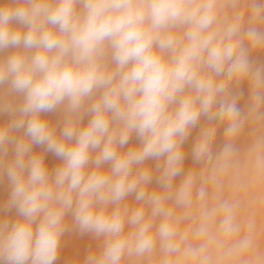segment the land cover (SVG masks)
<instances>
[{
  "label": "clouds",
  "instance_id": "1",
  "mask_svg": "<svg viewBox=\"0 0 264 264\" xmlns=\"http://www.w3.org/2000/svg\"><path fill=\"white\" fill-rule=\"evenodd\" d=\"M9 48L0 214L16 218L0 215V264H55L67 217L101 240L76 264H264V66L251 60L264 51V0H10ZM60 106L57 132L42 114ZM45 153L61 164L49 171Z\"/></svg>",
  "mask_w": 264,
  "mask_h": 264
},
{
  "label": "bare ground",
  "instance_id": "2",
  "mask_svg": "<svg viewBox=\"0 0 264 264\" xmlns=\"http://www.w3.org/2000/svg\"><path fill=\"white\" fill-rule=\"evenodd\" d=\"M9 2L10 0H0V4H8ZM13 27H19V25H16L14 23ZM14 51H16V49L9 48V49H6L3 53H0V55L6 57L12 54ZM251 60L257 66H264V51H260V50L254 51L251 54ZM240 90L242 91L243 95L239 101V106L241 108H244L247 102L248 94H249V87H248L247 82L241 85ZM42 116L43 118L47 119L50 124L56 126L57 132L60 131V128L62 127L63 120H64L63 106L58 107L53 112L44 113L42 114ZM89 119H90V115L85 116L83 120V124L86 125ZM9 120H10V116L7 113L0 114V124H7ZM200 123L201 124L204 123L203 118ZM199 127L200 125H198L196 129L192 130L190 137L184 144V150L186 153V158L184 162L193 160L192 155H191V150H192V146L195 141V138L198 134ZM245 133H246L247 141L249 143L250 136L248 135L247 130L245 131ZM19 134L21 133H17V135ZM222 140H223V126H221L220 130L218 131L216 140L213 145L214 150H218L221 147ZM136 143H137L136 138L133 135L132 139L129 142V146H132ZM246 146L244 148H246ZM43 151L44 149L42 146H33V152L41 153ZM12 156H13V153H12V150L10 149L6 159L10 160L12 159ZM45 162L47 164L49 171L54 170L56 167H58L61 164V160L52 153H45ZM147 164L153 168L155 167V161H148ZM107 167L108 165H105V168ZM184 169H186L185 166H184ZM179 179L180 178L177 177V181H176L177 183L179 182ZM150 187H153V188L157 187V185L155 184V181H153V184ZM9 195H10V185L7 180V177L5 176L4 178L0 179V206H3L7 203L9 199ZM128 202L130 204H133V199L129 197ZM256 207L257 206L253 204L250 206L248 210L251 211L255 209ZM0 215H3L13 220L16 218L15 210H12L10 212H5ZM66 219L68 220L70 227H69V231H67L61 239L60 251L58 254V258L55 261V264H76L77 261H82L89 251L96 250L101 243V240L95 238L91 234H80L77 230L72 228L71 218L67 217ZM257 220H258V223L264 224V216L260 215L259 213L257 215ZM261 239H262V243H264V237H262Z\"/></svg>",
  "mask_w": 264,
  "mask_h": 264
},
{
  "label": "rangeland",
  "instance_id": "3",
  "mask_svg": "<svg viewBox=\"0 0 264 264\" xmlns=\"http://www.w3.org/2000/svg\"><path fill=\"white\" fill-rule=\"evenodd\" d=\"M222 143H223V140H222ZM247 143H248V141H247V138H246V133H244L242 135V137L240 138V140L238 141V146L241 149H244V147L246 146ZM184 166L186 167L185 171H187L188 169L192 168L193 167V160L192 161L189 160V161L184 162Z\"/></svg>",
  "mask_w": 264,
  "mask_h": 264
}]
</instances>
